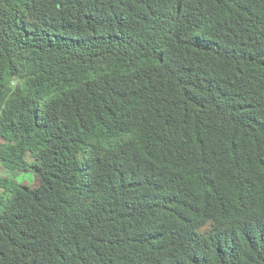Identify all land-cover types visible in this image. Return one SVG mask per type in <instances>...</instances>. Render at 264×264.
<instances>
[{"label":"trees","instance_id":"obj_1","mask_svg":"<svg viewBox=\"0 0 264 264\" xmlns=\"http://www.w3.org/2000/svg\"><path fill=\"white\" fill-rule=\"evenodd\" d=\"M0 264H264V0H0Z\"/></svg>","mask_w":264,"mask_h":264},{"label":"rangeland","instance_id":"obj_2","mask_svg":"<svg viewBox=\"0 0 264 264\" xmlns=\"http://www.w3.org/2000/svg\"><path fill=\"white\" fill-rule=\"evenodd\" d=\"M10 174V176L16 178L17 180H24L26 181L28 184L33 185L34 179H33V175L29 174V173H9L7 170H5L1 165H0V175H7Z\"/></svg>","mask_w":264,"mask_h":264}]
</instances>
